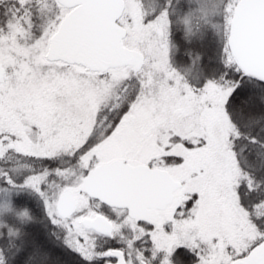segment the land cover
<instances>
[{
  "label": "snow or ice",
  "instance_id": "obj_1",
  "mask_svg": "<svg viewBox=\"0 0 264 264\" xmlns=\"http://www.w3.org/2000/svg\"><path fill=\"white\" fill-rule=\"evenodd\" d=\"M0 264H264V0H0Z\"/></svg>",
  "mask_w": 264,
  "mask_h": 264
}]
</instances>
